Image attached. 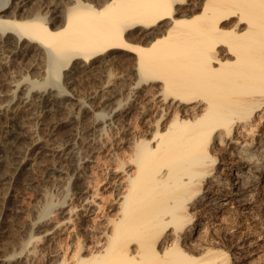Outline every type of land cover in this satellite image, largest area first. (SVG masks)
Returning a JSON list of instances; mask_svg holds the SVG:
<instances>
[{"label": "bare ground", "instance_id": "obj_1", "mask_svg": "<svg viewBox=\"0 0 264 264\" xmlns=\"http://www.w3.org/2000/svg\"><path fill=\"white\" fill-rule=\"evenodd\" d=\"M13 1L21 13L0 15V30L44 50L49 77L59 79L70 63L130 55L132 72L153 82L157 99V117L127 139L129 153L115 169L108 206L115 213L98 221L93 240L76 245L70 262L57 264H233L257 255L264 246L254 212L258 203L264 210V0H33L28 11L30 0ZM7 3L0 1V12ZM28 97H19L21 112L38 118L48 110V99L38 96L30 109ZM134 105L130 99L128 108ZM117 130L109 141L116 151ZM37 143L30 138L24 154ZM84 204L90 215L99 210L93 200Z\"/></svg>", "mask_w": 264, "mask_h": 264}, {"label": "rangeland", "instance_id": "obj_2", "mask_svg": "<svg viewBox=\"0 0 264 264\" xmlns=\"http://www.w3.org/2000/svg\"><path fill=\"white\" fill-rule=\"evenodd\" d=\"M0 1L5 2V0ZM7 1L6 6L9 7L0 12L1 16H7V14L9 16L11 12L17 15L21 13V11L12 9L15 7V1ZM195 1L191 0V2ZM34 2L33 0L28 1L24 5V10H30ZM32 46L28 45L26 41L17 42L16 35L2 34L0 30V109L2 110H0V139L5 137V141H10H6L5 146L3 144L5 141L0 140V149L3 147L0 151V176H2L0 178L1 264L6 262L7 264H23L24 262V264H57L55 259L59 260L62 257L66 262H70L69 257L72 250L91 242L90 240L94 238L93 235L95 236V226L107 215L115 213V210L108 206L110 205L109 201L113 198L111 185L120 174V169H115L119 168L118 164L122 162L121 158H125L124 155L129 153V149H125V143L128 140L129 142L133 141V137L143 135V130L147 131L148 123L157 117V103L155 104L157 99L153 96L154 84L144 80V82L139 81L132 72L130 55H103L95 62H82L81 65H79V61L78 64L70 63L62 69L58 79L48 75L44 62L46 52L40 50L41 54L34 50L37 49L34 45ZM26 94L29 96L30 105L27 107L30 109L33 105L38 107L39 102L44 99L45 101L49 100L51 103L47 102L48 110L44 112L46 114L41 113L38 118L32 117V119L28 111L22 110L24 113L21 112L23 105L19 97L27 96ZM37 94L40 98L42 97L41 101ZM75 98L80 100L78 103L80 106L82 105L81 107L74 101ZM130 99H133L135 105L128 108ZM10 100L11 102L7 104ZM10 105L12 106L10 107ZM11 111L16 114L12 115ZM69 118L70 120H68ZM58 119L60 120L58 121ZM50 120L52 121L50 122ZM57 121L59 122L58 128L57 125L53 126ZM114 122L115 124L117 122V127ZM119 127L121 128L119 129ZM117 128L119 137L123 138L118 140V152L115 148L112 149L113 146L109 142L112 133ZM127 128L133 132L130 133L131 135L126 134ZM47 130L51 132L49 131V133ZM14 135H17L20 141H14ZM30 138L38 141V146L24 154L26 147L24 145H27ZM16 144H20V148H16ZM97 144L100 147H97ZM21 152L25 158L22 157ZM45 152L49 153L45 155ZM4 154L10 157V161ZM40 155L44 158L40 159ZM18 156L19 158H17ZM7 159L8 164L5 163ZM17 159L18 161H16ZM11 161L13 162L11 163ZM15 162H19L20 165L13 170L11 165ZM2 165L4 166L2 167ZM86 200L95 201L99 208L96 213L99 218L96 214L90 215L89 204L88 207L87 204H84ZM255 208L254 212L256 211L257 216H254L258 220L257 222L264 223L262 214L264 210L261 204H256ZM239 218L243 220L244 216H239ZM68 220L70 224H65V221ZM242 220L244 226L250 224ZM92 227L93 229H91ZM257 229H255L256 232H258ZM32 237L33 239H31ZM226 239L224 238L225 246L229 247L231 239L229 237ZM260 242L261 247L264 245V237ZM260 249L262 250H259L256 257L242 259L240 256H236V263L233 261V264H264V246ZM28 250L30 252H27ZM260 254L263 257H260ZM10 255L12 257H9ZM15 259L24 261L22 263Z\"/></svg>", "mask_w": 264, "mask_h": 264}]
</instances>
